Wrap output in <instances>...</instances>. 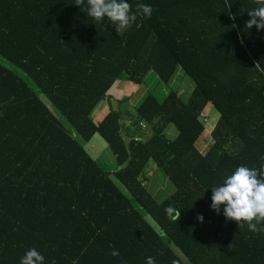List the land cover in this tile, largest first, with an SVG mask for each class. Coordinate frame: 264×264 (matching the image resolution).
<instances>
[{
  "label": "trees",
  "instance_id": "1",
  "mask_svg": "<svg viewBox=\"0 0 264 264\" xmlns=\"http://www.w3.org/2000/svg\"><path fill=\"white\" fill-rule=\"evenodd\" d=\"M128 2L150 5L151 17L118 36L87 16L86 0H0V264H20L30 248L45 264H264V232L210 209L212 187L264 165V31L245 27L257 5ZM149 74L171 88L162 102L118 87L142 88ZM209 105L218 119L207 134ZM97 137L109 160L86 150ZM151 173L173 189L161 202Z\"/></svg>",
  "mask_w": 264,
  "mask_h": 264
},
{
  "label": "clouds",
  "instance_id": "2",
  "mask_svg": "<svg viewBox=\"0 0 264 264\" xmlns=\"http://www.w3.org/2000/svg\"><path fill=\"white\" fill-rule=\"evenodd\" d=\"M253 2L257 6L247 12L249 19L245 27H255L257 32L264 31V0ZM84 4L85 0H76V6ZM86 4L87 16L99 23L107 20L114 25L118 36L130 29L138 16L147 19L152 12L150 5L139 2L133 11L128 0H86ZM211 193L210 209L217 215L222 211L226 220L236 222L239 229L247 225L252 233L264 232V165L259 169L239 166L221 185L212 187ZM165 214L172 222H177L181 217L179 209L172 205L165 208ZM203 219V215L197 216L199 222L202 223ZM111 255L119 256V251L113 249ZM20 264H45V257L36 248H30L21 257ZM52 264H56L55 260ZM72 264H78V260ZM146 264H156L155 258L147 257Z\"/></svg>",
  "mask_w": 264,
  "mask_h": 264
},
{
  "label": "rangeland",
  "instance_id": "3",
  "mask_svg": "<svg viewBox=\"0 0 264 264\" xmlns=\"http://www.w3.org/2000/svg\"><path fill=\"white\" fill-rule=\"evenodd\" d=\"M154 80H153V79ZM174 86H178L180 90L184 91L183 95L186 96V98L189 97L188 92L189 90H192L193 86L191 82L185 78L184 74L181 71L177 72L176 79L173 82ZM123 86L124 88L121 90L123 93L127 96L137 95L135 96L136 99H142L144 95L152 94L159 102H162L165 99V95L168 94V91L171 90V88H166L163 85H161L158 80L155 78V75L149 74L147 78L144 80L143 87H134L131 84L128 85H119V87ZM144 92V94H142ZM134 98V99H135ZM137 101V102H138ZM45 102V101H44ZM46 103V102H45ZM131 103H127V105H124V108H127L126 110L132 111ZM117 105V104H116ZM115 108V105H112ZM117 108V107H116ZM111 106L109 103L104 102L101 104V106L97 109L95 113L96 120L100 122L110 111ZM119 109V108H118ZM123 110V107L121 108ZM125 110V111H126ZM214 108L209 105L206 110L203 113V118L201 119L202 124L206 127L207 134L211 133L213 126L216 124L218 115L215 114ZM170 131V128H167L166 134ZM210 137L205 135L201 137L199 141V149L202 151H205L210 143ZM86 150L91 154L92 157L95 159H103V160H109L107 156L109 155V149L108 146L105 144L102 138L97 137L95 139H92L90 142L84 143ZM148 182L147 184L150 186V190L155 196V198L161 202L169 197V195L172 193L173 189L169 186V182L162 178V176H159L158 174H149L148 175Z\"/></svg>",
  "mask_w": 264,
  "mask_h": 264
},
{
  "label": "crops",
  "instance_id": "4",
  "mask_svg": "<svg viewBox=\"0 0 264 264\" xmlns=\"http://www.w3.org/2000/svg\"><path fill=\"white\" fill-rule=\"evenodd\" d=\"M119 87V86H118ZM122 87V89L124 88L123 86H121Z\"/></svg>",
  "mask_w": 264,
  "mask_h": 264
}]
</instances>
